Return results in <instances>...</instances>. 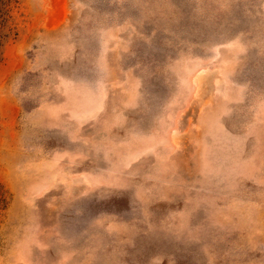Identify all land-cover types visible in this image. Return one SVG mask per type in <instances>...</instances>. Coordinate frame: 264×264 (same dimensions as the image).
Wrapping results in <instances>:
<instances>
[{"label": "rangeland", "instance_id": "374dc122", "mask_svg": "<svg viewBox=\"0 0 264 264\" xmlns=\"http://www.w3.org/2000/svg\"><path fill=\"white\" fill-rule=\"evenodd\" d=\"M0 21V264H264V0Z\"/></svg>", "mask_w": 264, "mask_h": 264}, {"label": "trees", "instance_id": "16d2710c", "mask_svg": "<svg viewBox=\"0 0 264 264\" xmlns=\"http://www.w3.org/2000/svg\"><path fill=\"white\" fill-rule=\"evenodd\" d=\"M8 0H0V11L3 10L4 5H6ZM5 21H0V37L3 34V29H4Z\"/></svg>", "mask_w": 264, "mask_h": 264}]
</instances>
